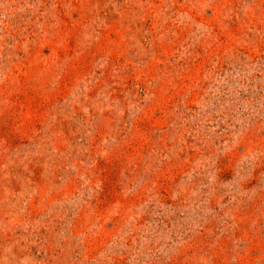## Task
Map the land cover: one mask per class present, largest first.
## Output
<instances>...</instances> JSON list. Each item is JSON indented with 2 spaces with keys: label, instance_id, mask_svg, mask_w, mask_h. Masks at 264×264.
<instances>
[{
  "label": "rangeland",
  "instance_id": "rangeland-1",
  "mask_svg": "<svg viewBox=\"0 0 264 264\" xmlns=\"http://www.w3.org/2000/svg\"><path fill=\"white\" fill-rule=\"evenodd\" d=\"M0 264H264V0H0Z\"/></svg>",
  "mask_w": 264,
  "mask_h": 264
}]
</instances>
